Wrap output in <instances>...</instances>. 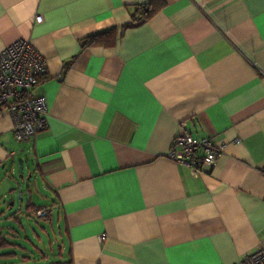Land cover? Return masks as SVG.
<instances>
[{
	"label": "crops",
	"instance_id": "crops-1",
	"mask_svg": "<svg viewBox=\"0 0 264 264\" xmlns=\"http://www.w3.org/2000/svg\"><path fill=\"white\" fill-rule=\"evenodd\" d=\"M139 8L155 10L136 23ZM19 39L46 60L32 95L48 126L23 148L0 111V186L27 155L55 240L17 253L4 211L0 264H234L264 248V0H0V52ZM183 122L227 142L213 167L165 156Z\"/></svg>",
	"mask_w": 264,
	"mask_h": 264
},
{
	"label": "built area",
	"instance_id": "built-area-1",
	"mask_svg": "<svg viewBox=\"0 0 264 264\" xmlns=\"http://www.w3.org/2000/svg\"><path fill=\"white\" fill-rule=\"evenodd\" d=\"M47 72L45 58L29 40L19 39L0 52V111L5 110L10 116L17 142L34 141L37 134L48 126L44 97L32 95ZM179 129L165 156L194 174L213 167L227 142H217L209 136H193L185 122L180 123ZM36 213L45 215V209H37ZM100 239H104V235ZM234 264H264V248L259 247Z\"/></svg>",
	"mask_w": 264,
	"mask_h": 264
},
{
	"label": "rangeland",
	"instance_id": "rangeland-1",
	"mask_svg": "<svg viewBox=\"0 0 264 264\" xmlns=\"http://www.w3.org/2000/svg\"><path fill=\"white\" fill-rule=\"evenodd\" d=\"M26 142H22L23 148L26 146ZM27 155H24L23 152L20 151V155L15 158L14 161V167L15 171L13 175L10 174L11 178H4L1 182L3 184V187L0 186V207L3 208V201H6L10 203V208L4 207L5 213L6 214H11L15 210H17V206H19L20 210L16 211L17 213L15 215L19 217L25 216L26 220H29L25 225L24 228L26 229L24 232V235H30L32 232L37 233V235L40 237L38 240H33V243L31 244L30 242L26 241L23 239V235L21 237H17V239H14V242L18 244H26L27 247L29 248L28 253L31 254H38L37 249L33 248L31 245H36L39 246L40 243H43L44 247H49L51 239H54V233L51 231L52 227L50 225H47V232L44 230V234L42 233V226L45 227L44 223L46 222V219H44V214L38 215L35 212H30L28 216L27 213L24 211V206L26 204V200H31V203H34L35 206L37 207H47L49 202V195L46 194L42 188L41 184L34 179V175H31L28 179V174L29 170L27 169V164H30L32 166V162L29 158H26ZM22 158L25 160L24 165H23V177L21 178L19 176L18 172V159ZM27 160H26V159ZM38 183V184H37ZM3 192L6 194L7 197L3 196ZM19 192H22L24 194V198L22 199L23 201H19L17 198V195ZM11 193V194H10ZM40 193V194H39ZM42 194V195H41ZM12 202V203H11ZM20 213V214H19ZM2 218V216L0 217ZM10 220H3V222H9ZM42 223L41 225H37V223ZM12 222H9L7 224H10ZM6 225V224H5ZM55 240V239H54ZM25 246V245H23ZM55 248L57 244L53 245ZM26 247V248H27ZM25 252L23 249L20 247L16 248L17 253ZM27 251V250H26ZM20 257V254L18 255Z\"/></svg>",
	"mask_w": 264,
	"mask_h": 264
},
{
	"label": "trees",
	"instance_id": "trees-1",
	"mask_svg": "<svg viewBox=\"0 0 264 264\" xmlns=\"http://www.w3.org/2000/svg\"><path fill=\"white\" fill-rule=\"evenodd\" d=\"M146 7V6H145ZM141 8H139L137 11H135L134 13H133V15H132V17H133V19H135V21H136V23H139L140 21L139 20H142L143 18H147L148 16H150L152 13H153V11L155 10H148L146 13H144L143 15H142V17L139 19L138 18V11L140 10ZM142 10V9H141ZM144 10V9H143ZM141 13H143V11L141 12ZM139 19V20H138ZM95 38V37H94ZM92 40V39H91ZM88 42H90V41H88ZM33 173H31V175H32ZM18 199H19V201H23L22 199L24 198V194L22 193V192H20V196L19 197H17ZM6 208H10V203H6ZM6 208H5V210H6ZM41 208H44L45 209V215H44V219H46V220H48L50 217H51V208H49V207H34V203H31V201L30 200H26V204H25V206H24V211L28 214V216H30L29 215V213L30 212H35V210H37V209H41ZM5 210H3V211H0V215L2 214V213H4V211ZM20 210V208H19V206H17V210H15V211H19ZM14 211V212H15ZM10 215V217H11V226H9L8 227V231H12L13 232V234H12V237L13 238H15V239H17V237H21L22 235V237H23V239L24 240H26V241H28V242H32L31 240H30V238H29V236L28 235H24V232H25V228H24V225L26 224V222H25V220H24V218H22V217H19V216H17V215H13V213H11V214H9ZM8 215V216H9ZM5 243V241L3 240V241H1V244H4ZM12 243V245H15L13 248L15 249V248H17V247H19V245L20 244H18V243H16V242H11ZM11 243H10V245H11ZM32 244V243H31ZM20 247L21 248H23V249H26V246H21L20 245ZM16 252L14 251V250H12V251H10V252H8L7 254H9V255H14Z\"/></svg>",
	"mask_w": 264,
	"mask_h": 264
},
{
	"label": "water",
	"instance_id": "water-1",
	"mask_svg": "<svg viewBox=\"0 0 264 264\" xmlns=\"http://www.w3.org/2000/svg\"><path fill=\"white\" fill-rule=\"evenodd\" d=\"M18 172H19V176L22 178L23 177V159L22 158L18 159ZM30 176H31V172H29L27 179ZM19 196H20V194L17 195V197H19Z\"/></svg>",
	"mask_w": 264,
	"mask_h": 264
}]
</instances>
